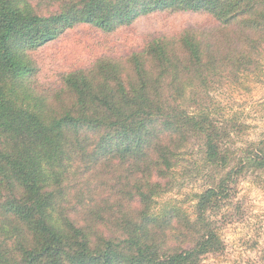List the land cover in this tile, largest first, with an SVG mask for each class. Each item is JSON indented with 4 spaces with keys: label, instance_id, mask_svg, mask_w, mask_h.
<instances>
[{
    "label": "trees",
    "instance_id": "obj_1",
    "mask_svg": "<svg viewBox=\"0 0 264 264\" xmlns=\"http://www.w3.org/2000/svg\"><path fill=\"white\" fill-rule=\"evenodd\" d=\"M34 1L0 0V264H201L221 251L218 217L242 174L264 172V138L234 156L212 107L264 75V0ZM159 10L221 27L155 39L127 73L109 59L37 84L32 52L68 28L112 33ZM193 138L208 184L160 205Z\"/></svg>",
    "mask_w": 264,
    "mask_h": 264
},
{
    "label": "rangeland",
    "instance_id": "obj_2",
    "mask_svg": "<svg viewBox=\"0 0 264 264\" xmlns=\"http://www.w3.org/2000/svg\"><path fill=\"white\" fill-rule=\"evenodd\" d=\"M37 2L47 7L43 0H35L34 4ZM220 27V21L206 12L166 10L143 14L112 33L78 23L32 52L38 66L37 84L43 90L59 88L66 72L96 69L100 62L109 59L122 63L127 73L131 55L141 53L155 39H176L186 30L207 38L206 34L217 35ZM238 88L216 93L212 107V117L220 126L234 130L224 145L226 151L236 152V157L259 146L264 138V75ZM203 144L202 139L193 138L183 150L176 186L159 199L160 205L170 200L182 201L205 189L208 178L202 161ZM238 180L230 205L218 217L223 248L203 256L201 264H264V172L249 171ZM183 207L192 213V205L185 203Z\"/></svg>",
    "mask_w": 264,
    "mask_h": 264
}]
</instances>
